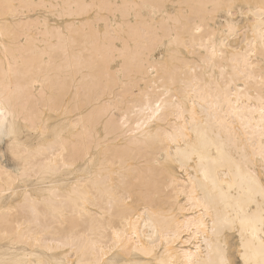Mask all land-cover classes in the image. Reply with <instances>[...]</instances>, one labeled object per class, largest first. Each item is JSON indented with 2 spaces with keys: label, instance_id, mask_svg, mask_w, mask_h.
Masks as SVG:
<instances>
[{
  "label": "bare ground",
  "instance_id": "6f19581e",
  "mask_svg": "<svg viewBox=\"0 0 264 264\" xmlns=\"http://www.w3.org/2000/svg\"><path fill=\"white\" fill-rule=\"evenodd\" d=\"M0 110V264H264V0H0Z\"/></svg>",
  "mask_w": 264,
  "mask_h": 264
},
{
  "label": "rangeland",
  "instance_id": "374dc122",
  "mask_svg": "<svg viewBox=\"0 0 264 264\" xmlns=\"http://www.w3.org/2000/svg\"><path fill=\"white\" fill-rule=\"evenodd\" d=\"M216 19H217V20H216ZM216 19H215V23H216L217 25H220V24L222 23V21H223V18H221V17H218V18H216ZM236 19H237V23H238L239 25H243L244 17H242V16H237ZM50 21H52V22H56V23H59V22H60L58 19L53 18V17L50 18Z\"/></svg>",
  "mask_w": 264,
  "mask_h": 264
},
{
  "label": "snow or ice",
  "instance_id": "6c2138e0",
  "mask_svg": "<svg viewBox=\"0 0 264 264\" xmlns=\"http://www.w3.org/2000/svg\"><path fill=\"white\" fill-rule=\"evenodd\" d=\"M0 116H3V111L2 110H0Z\"/></svg>",
  "mask_w": 264,
  "mask_h": 264
}]
</instances>
